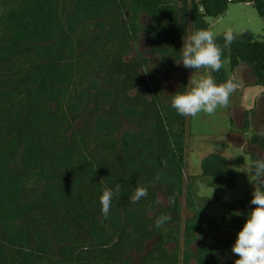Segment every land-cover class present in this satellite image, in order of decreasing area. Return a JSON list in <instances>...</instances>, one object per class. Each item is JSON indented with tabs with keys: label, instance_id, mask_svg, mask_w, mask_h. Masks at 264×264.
<instances>
[{
	"label": "trees",
	"instance_id": "obj_1",
	"mask_svg": "<svg viewBox=\"0 0 264 264\" xmlns=\"http://www.w3.org/2000/svg\"><path fill=\"white\" fill-rule=\"evenodd\" d=\"M231 1L264 17V0H0V264H220L255 205L208 213L202 187L220 203L237 174L212 152L188 179L189 116L163 100L159 76L177 70L191 27L207 29ZM141 34L163 44L160 56L142 54ZM223 34L230 72L249 68L264 90V40L245 31L225 47ZM251 142L264 153V132ZM245 151L252 172L259 157ZM116 183L105 217L99 198ZM138 186L148 196L131 203ZM161 214L171 219L157 228Z\"/></svg>",
	"mask_w": 264,
	"mask_h": 264
},
{
	"label": "rangeland",
	"instance_id": "obj_2",
	"mask_svg": "<svg viewBox=\"0 0 264 264\" xmlns=\"http://www.w3.org/2000/svg\"><path fill=\"white\" fill-rule=\"evenodd\" d=\"M146 25L153 23L148 15L142 16ZM207 30L213 32L214 37L224 33L231 28L234 33L240 34L245 31L256 34L264 40V17L260 16L256 7L247 1H231L228 3L226 12L218 17L205 16ZM196 29L191 27V34ZM140 51L148 58H157L164 48L163 44L155 42L150 36L140 35ZM225 73L212 72L210 69H187L182 63L178 64L177 70L173 73H165L159 76L160 85L163 91V100L170 102L172 95L176 94L185 79L187 90L191 88L190 78L199 79L201 75L211 74L217 84L233 79L238 84V88L229 97L227 108L218 107L215 114L198 113L196 117L189 116V129L186 130V137L179 143L184 148L185 154V174L190 181L196 174L202 172L203 158L216 152L226 156L228 165L237 174L235 186L223 193H218L221 202L215 204L213 195L216 193L211 187H202L200 191L201 199L210 205L207 207L209 214L220 217L225 210V204L240 198L252 197L254 191L253 184L249 182L250 155L245 151L249 149L255 152L259 159H264L263 151L251 142L255 132H264V90L260 85H254L249 68L243 67L239 72H230L228 58L222 59ZM223 75V76H222ZM238 79L241 83H238ZM259 101L258 104L256 102ZM257 107L254 114L245 115L247 109ZM247 118V119H246ZM249 121V128L244 131V124ZM256 207V206H255ZM254 207V208H255ZM184 218L188 211L184 210ZM230 238L227 233L214 234V239L218 245H223V237ZM205 241V238H203ZM235 243V242H234ZM232 243L227 248H220V264H234L238 255L232 253Z\"/></svg>",
	"mask_w": 264,
	"mask_h": 264
},
{
	"label": "clouds",
	"instance_id": "obj_3",
	"mask_svg": "<svg viewBox=\"0 0 264 264\" xmlns=\"http://www.w3.org/2000/svg\"><path fill=\"white\" fill-rule=\"evenodd\" d=\"M223 36L225 47L230 46L236 38L231 28ZM222 54L223 49L216 44L213 32L199 29L184 40L179 63L195 71L210 69L212 72H219L223 67ZM189 84L190 89L184 93L177 92L171 99V107L185 117H196L201 112L213 115L218 107L227 108L230 95L238 88V84L231 79L217 84L211 74L201 75L199 79L190 78ZM251 170L249 182L253 184L254 191L250 203L256 207L250 212L242 230L237 233L231 250L239 259L234 264H264V159L253 161ZM121 190L122 185L119 183L114 188L103 189L99 199L101 212L105 217L110 212L113 196L118 195ZM147 196V188L138 186L130 197V202L138 203ZM236 215L240 213L237 212ZM170 219L167 214H161L156 218L155 226L160 228Z\"/></svg>",
	"mask_w": 264,
	"mask_h": 264
}]
</instances>
